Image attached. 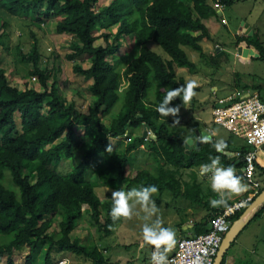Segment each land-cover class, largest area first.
<instances>
[{
	"label": "trees",
	"instance_id": "trees-1",
	"mask_svg": "<svg viewBox=\"0 0 264 264\" xmlns=\"http://www.w3.org/2000/svg\"><path fill=\"white\" fill-rule=\"evenodd\" d=\"M233 2L0 0V12L7 18H27L30 12H37L38 19L41 16L57 19L58 34L76 38L68 59L90 56V66L76 64L74 72L92 81L89 91L94 97L87 111L78 109L75 101L69 103L63 98L57 79L51 80V71L40 67L42 55L37 41L29 53L21 56L33 63L30 75L40 89L20 91L11 85L1 58L9 24L0 14V233L14 234L12 241L0 245V259L6 256L7 264H14L15 251L26 247V264H36L41 253H44L42 264H56L54 255L60 253L80 257L84 264L109 262L96 246L71 237L83 215V205L88 206L86 211L92 222L100 224L104 219L103 226L110 231L114 222L109 216L112 194L101 199L96 186L118 188L119 183H124L125 192L149 185L163 190L175 178V171L208 164L210 157H219L224 167L232 166L223 153L212 147L215 141L200 144L188 153L184 138L170 130L166 116H161L155 106L169 90L183 85V80L176 77L174 65L190 71L196 69L183 48L190 47L204 55L200 41L211 38L204 20L218 16L215 5L231 6ZM99 31L101 34L96 35ZM196 31L200 32L197 36L192 34ZM99 37L103 38L102 44L96 43ZM128 38L132 40L130 45ZM152 42L170 59L165 60L152 50ZM242 42L254 47L259 58L264 59V32L254 30L252 35L236 36L235 44ZM126 44L127 52L119 54ZM150 89H153L151 100ZM179 103L177 96L169 106ZM16 113L20 114L21 131ZM106 115L110 116L108 123ZM144 126L150 127L154 137L149 136V140L142 137ZM116 139L127 143L116 147L112 145ZM143 143H147L159 163L158 175L145 169H131L130 154ZM80 147L85 150L84 156L71 171L63 174L52 167L72 158ZM98 156L99 161L92 167ZM87 174H93V178L88 179ZM214 198L219 197L215 194ZM207 207L210 213L197 226L202 233L208 231V223L224 208L210 204ZM263 210L264 206L258 208L254 218H259ZM62 213L59 230L50 231ZM242 213L231 220L239 219Z\"/></svg>",
	"mask_w": 264,
	"mask_h": 264
},
{
	"label": "crops",
	"instance_id": "crops-1",
	"mask_svg": "<svg viewBox=\"0 0 264 264\" xmlns=\"http://www.w3.org/2000/svg\"><path fill=\"white\" fill-rule=\"evenodd\" d=\"M235 5H243L241 7L248 8V17L244 18L240 15L237 16V18H242L243 22L236 29L235 38L233 40V51L239 54V56H243L245 58L254 57L255 55L259 56L254 47L248 46L245 42L236 45L235 39L236 36H241L242 34L252 35L254 30L260 33L264 32L261 28L264 26V0H234L231 6H225L219 3L216 4L215 7L217 9L218 16H210L204 20L211 37L210 39L204 38L200 41L204 55L202 56L201 52H199L200 56L197 61L199 62L198 64L190 60L196 65V69H194V71H190L187 68L188 72L182 76L178 74V72L186 67L174 65V71L178 80H183V84H187L189 81L195 82V87L192 90L193 94L187 103H182L180 98L179 105L172 106L173 113L166 116V122L170 130L184 138L185 148L188 153L200 144L207 143L202 142V133H206V136H209L212 132H215V135L211 136V141H224L225 148L221 151V153L227 157L229 162L232 164V166L229 167L233 168L234 175L239 176L241 183L244 185V190L239 194H232L231 196L225 197L226 203H230L228 206H231L233 203L240 201L248 195L251 196L255 191H258L253 198L254 200L264 191V152L257 150L255 172V180L259 184L257 190L251 189L243 176L242 156L254 149V146L249 144L247 140L250 125L235 118L230 120L229 117L222 122L216 120L217 116H225L227 110L226 108L233 105L242 97L256 94L260 99L264 100V94H262V91L254 86L247 84L239 85V83H237L239 81L233 82V85L231 84L232 87H230V84H226V82L220 78L218 73L210 74L208 72L209 69L204 70L210 65L220 67L219 63H217V60L214 58L218 56L223 57V51L226 47V43L222 44V42L217 40L212 34L211 30L214 24H212L213 22L210 23L209 18L216 17L221 20L224 25H227L228 20L224 17L222 11L224 10V7H232ZM246 25L250 28V30L246 29ZM245 29L247 30L246 32H244ZM192 34L197 36L200 32L196 31L192 32ZM204 41L207 42L206 48L202 44ZM240 47H242V52L239 51ZM246 49H248V51L247 54L244 55V50ZM164 59L169 60L170 58L168 56L167 58L164 57ZM88 81L92 83L91 80ZM206 108H208V110H205ZM191 130H198L200 132V136L196 137L192 146L187 147L186 139ZM141 132L143 137L144 127ZM144 138L148 139L149 137L147 136ZM198 138L201 139V143L197 145L196 140ZM116 140H112V145H115ZM122 140L124 141L123 145H126L127 140ZM261 155L263 157H261ZM129 158L132 170L134 169L138 171L145 169L149 170L154 175H158L159 163L151 154L147 143L141 144L130 154ZM132 160H136V164H132ZM160 164L163 165L162 162ZM220 166L224 167L223 165ZM200 167L201 165L192 168H181L178 171H175V178L168 182L169 185L163 190L157 189L156 193L149 197L150 201H152V203H154V205L159 209V211L155 213V217H161V226L170 228L175 233V243L170 249H168V251L164 252V248L166 247L165 245L160 246L159 250L164 255L173 254L180 239L203 234L198 230L197 226L203 223L207 215L210 213V209L207 207V204H209V200L215 199L214 195L217 193H214L209 187L208 176L210 173H204L201 175L199 171ZM257 175L260 176V178L262 176L263 179L261 181L260 178L259 180L256 179ZM122 185L123 186H121L118 190L124 191L125 184L123 183ZM248 205L237 213L242 211L244 213ZM262 206H264V202L250 213L249 221L231 243L221 264H264V210L260 214L259 218H254V213H256V210L258 208L260 209ZM215 207L219 208L222 206L217 205ZM227 207H222V212ZM161 208L172 209L171 212L164 214ZM233 222L234 221H232V223ZM210 223H208L207 226L208 230L210 229ZM171 226H173V228H171ZM260 227L263 228L262 233L257 231ZM154 248L155 246L153 247L152 252ZM22 249L25 251L26 247H22ZM148 262L149 261H145L142 264H147Z\"/></svg>",
	"mask_w": 264,
	"mask_h": 264
},
{
	"label": "rangeland",
	"instance_id": "rangeland-1",
	"mask_svg": "<svg viewBox=\"0 0 264 264\" xmlns=\"http://www.w3.org/2000/svg\"><path fill=\"white\" fill-rule=\"evenodd\" d=\"M241 6L243 5L224 7L222 12L224 17L228 20L227 25H224L221 20L216 17L209 18L210 23L213 22L212 24H214L211 30L212 34L217 40L221 41L222 44L226 43V47L223 51V57L218 56L214 58L217 60V63H219L220 67L210 65L204 70L209 69L208 72L210 74L218 73L220 78L226 82V84H230V87H232L231 84L233 85V82L239 81L237 82L239 85L247 84L254 86L264 94V59L259 58V56L256 55L254 57L245 58L239 56V54L233 51V40L235 38L236 29L243 22L242 18H237V16L240 15L244 18L248 17V8ZM44 8L45 6L40 8V10H43ZM0 14L9 24L6 31L7 38L5 39V49H1V58L3 60L2 66L7 71L9 83L16 86L20 91H24L27 88L40 89L36 79L30 75V72L34 69L33 63L24 61L21 56V53H29L34 43L37 41L42 55L40 67L48 68L51 71V80H53V78L57 79L60 94L63 98L69 103L75 101L78 109L87 111L88 107L94 102V97L89 91V87L92 83L86 80L82 75L75 73L74 65L80 64L84 67H89L90 56L80 55L73 61L68 59V55L72 53L71 45L76 43V38L70 34H58L55 31L57 19H46L45 16H41L38 19L37 12L33 14L30 12L27 18L24 16L7 18V15L2 14L1 12ZM261 28L264 30V26ZM110 30L112 31L113 28ZM100 34L101 31L96 32V35ZM126 41H129V44L127 43L128 45L132 43L130 38L126 39ZM96 43L102 44L103 38L99 37ZM127 44L120 49L118 52L119 54L127 52ZM202 44L206 48L207 42L204 41ZM150 47L162 56L166 58L168 57L161 47L154 42L150 43ZM184 50L190 60L196 64L199 63L197 62L200 56L199 52L190 47H184ZM183 70H180L178 74L184 76L185 73L188 72L187 68H184ZM152 98L153 89H150L148 99L151 100ZM205 110H208V108ZM114 112L116 113L117 109H115ZM109 115L104 116L107 123L110 120ZM15 118L18 123V129L21 131L20 114L16 113ZM123 144L124 141L122 139L116 140V147L123 146ZM84 153V148L80 147L76 150V153L72 158L63 160L61 164L57 166L52 164V167L58 168L59 172L66 174L81 162ZM100 157L101 156H98L92 161V167L97 164ZM261 157L263 156L261 155ZM132 162V164H136V160H132ZM86 177L92 179L93 174H87ZM259 178L260 176L257 175L256 179L259 180ZM262 179L263 177L261 176L260 181ZM4 183L8 186L6 181ZM122 184L123 183H119L118 188L102 187L98 185L95 190L100 198L106 199L108 198V193L120 189V187L123 186ZM151 195H154V193L150 194L149 197H151ZM129 204L131 206V215L129 217H117L110 226L109 232H107L106 228L103 226L104 219L101 220L100 224H95L92 222L90 213L86 211L88 206L83 205V215L77 220V224L71 233V237L79 238L86 245L96 246L104 258L113 264H142L145 261H149L154 246L145 243L142 238L141 228L143 223H145L142 217L145 213L138 203L133 205V202L129 201ZM156 209L159 211L157 207ZM161 209L164 214H167L171 212L172 208ZM155 213L156 212L152 214L151 220L157 218L155 217ZM63 214L64 213L56 218L50 231L55 232L59 230V222L62 217H64ZM158 217L161 221V217ZM151 220L149 222H151ZM171 228H173V226H171ZM257 231L262 233L263 228L260 227ZM13 238L14 234L12 233H0V245L8 244ZM27 253V248L25 251L22 247L16 250L13 255L14 264H26ZM43 255L44 253H41L37 257L36 264H42ZM54 256L57 261L56 264L85 263L80 257L70 254L60 253ZM0 264H7L6 256L0 259Z\"/></svg>",
	"mask_w": 264,
	"mask_h": 264
},
{
	"label": "clouds",
	"instance_id": "clouds-1",
	"mask_svg": "<svg viewBox=\"0 0 264 264\" xmlns=\"http://www.w3.org/2000/svg\"><path fill=\"white\" fill-rule=\"evenodd\" d=\"M195 87L194 81H189L187 84L176 87L169 90L163 99L155 106V110L161 116H168L173 113V107L169 106V102L179 96L182 103H187L193 94V88ZM215 135L212 132L209 136L202 138V142H210L211 136ZM212 147L221 152L225 148L223 140H217L212 144ZM210 163L203 164L200 167V174L210 173L208 176L209 187L214 193H217V199L209 200V204L213 207L217 205H226V196L232 194H239L244 190V185L241 183L240 177L234 175V170L231 167L220 166L219 157H210ZM157 188L154 185L148 187H140L139 189H131L127 192L116 190L111 195V207L109 216L113 221L117 217H129L131 215V206L129 201L134 204H139L145 213L142 219L145 221L141 228V234L143 241L147 244L154 245L156 249H159L161 245H165L164 252L168 251L175 243V233L170 228L161 226V221L157 217L155 220H151V216L157 209L150 201V194L156 193ZM151 220V222H149ZM153 264H166L165 256L163 253L154 252L152 255Z\"/></svg>",
	"mask_w": 264,
	"mask_h": 264
},
{
	"label": "built area",
	"instance_id": "built-area-1",
	"mask_svg": "<svg viewBox=\"0 0 264 264\" xmlns=\"http://www.w3.org/2000/svg\"><path fill=\"white\" fill-rule=\"evenodd\" d=\"M226 109L225 116H217V121L222 122L229 117L230 120L235 118L250 125L247 140L254 149L242 156L243 176L250 188L257 190L259 186L255 180L257 150L264 152V100L252 94L242 97ZM150 134L149 132L148 137ZM257 193L258 191H255L253 195H248L225 208L221 214L211 220V227L207 232L180 239L175 252L164 255L166 264H214L225 235L231 228V217L252 202ZM154 252L161 253L156 248L152 255ZM147 264H153L152 256Z\"/></svg>",
	"mask_w": 264,
	"mask_h": 264
},
{
	"label": "water",
	"instance_id": "water-1",
	"mask_svg": "<svg viewBox=\"0 0 264 264\" xmlns=\"http://www.w3.org/2000/svg\"><path fill=\"white\" fill-rule=\"evenodd\" d=\"M246 29L250 28L246 25ZM244 30V32H246L247 30ZM252 34V32H251ZM239 51L242 52V47L239 48ZM248 49L244 50V55L247 54ZM151 133L150 131V127L149 126H144V132H143V137H147L148 133ZM207 134L206 133H202V136L205 137ZM150 136L154 137V134H150ZM200 136V132L198 130H191L189 132V135L186 139V146L190 147L193 145V143L195 142L196 137ZM201 143V139L198 138L196 140V144H200ZM229 155H231L230 153H228ZM264 202V191L259 194L249 205L248 207L245 209L244 213L241 215V217L239 219H237L236 221H234L231 225V228L229 230V232L225 235V238L222 242L221 248L219 250V253L216 257V260L214 262V264H221L225 253L227 252V250L229 249L231 243L235 240V238L237 237V235L239 234V232L242 230V228L247 224V222L249 221L250 218V213L255 210L258 206H260L262 203ZM209 227H211V224L209 225Z\"/></svg>",
	"mask_w": 264,
	"mask_h": 264
}]
</instances>
